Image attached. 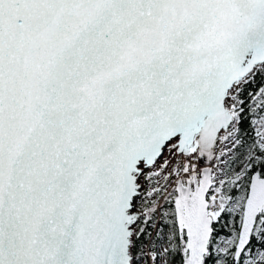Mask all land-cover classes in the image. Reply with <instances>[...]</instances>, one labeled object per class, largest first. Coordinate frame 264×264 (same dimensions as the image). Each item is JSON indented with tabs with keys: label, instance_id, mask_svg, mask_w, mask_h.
<instances>
[{
	"label": "snow or ice",
	"instance_id": "obj_1",
	"mask_svg": "<svg viewBox=\"0 0 264 264\" xmlns=\"http://www.w3.org/2000/svg\"><path fill=\"white\" fill-rule=\"evenodd\" d=\"M0 264H264V0H0Z\"/></svg>",
	"mask_w": 264,
	"mask_h": 264
}]
</instances>
